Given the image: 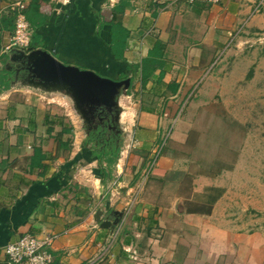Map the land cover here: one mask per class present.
I'll return each mask as SVG.
<instances>
[{
    "label": "crops",
    "instance_id": "0c3cea01",
    "mask_svg": "<svg viewBox=\"0 0 264 264\" xmlns=\"http://www.w3.org/2000/svg\"><path fill=\"white\" fill-rule=\"evenodd\" d=\"M15 1L0 0V19ZM21 1L37 25L38 47L25 54L42 50L64 65L130 80L116 98L128 144L111 165L93 156L87 135L43 102V94L67 91L43 85L24 59H11L18 50L3 51L11 32L0 30L7 82L0 86V264H9L4 247L25 233L56 236L51 264H264L263 217L253 220L245 200L235 212L234 182L220 181L234 179L243 153L218 170L205 171L169 146L153 161L167 131L184 145L197 135L192 120L176 121L180 111L221 95L235 101L231 92L245 79L239 65L252 63L247 49L264 45V0ZM110 21L128 32L124 61L110 53ZM152 51L156 70L141 84V64ZM262 75L259 66L241 86ZM62 127L72 135H60Z\"/></svg>",
    "mask_w": 264,
    "mask_h": 264
},
{
    "label": "rangeland",
    "instance_id": "374dc122",
    "mask_svg": "<svg viewBox=\"0 0 264 264\" xmlns=\"http://www.w3.org/2000/svg\"><path fill=\"white\" fill-rule=\"evenodd\" d=\"M247 50L246 53L252 63H250L251 65L246 63L239 65V74L244 75L245 79H240L239 88H236L238 93L231 92L236 94L235 101L230 100L231 103L227 104L226 95H221L213 98L215 102L211 100L201 109L196 105H191L188 109L180 111L176 121L182 118L192 120V130L195 129L197 135L190 134L184 145V143L172 142L170 139L172 131H167L166 136L158 142L157 147L161 148L160 153L167 146L175 151L190 153L191 162L197 164L196 166H202L205 171L218 170L223 166H228L232 161H236L240 153H243L244 157L240 159L239 164L241 168L234 174V179L230 177L229 180L225 176H221L220 181L225 183L228 181L231 184L234 182L229 196H232L235 201V212L239 210L242 213L243 207L241 206L245 200L251 203V206L246 210L247 213L253 220H256L259 217L264 219V75L252 79L250 87L243 88L241 84L244 81H249L247 75L254 72V69L259 66L264 68V62L253 63L254 59L264 56V45H254ZM230 96L232 98V95ZM71 98V95L64 91L43 94V102L53 108V112H56L63 120L66 119L68 124H71L72 120L77 127L79 136L87 135L93 150L100 149L97 141L102 138L110 140L116 135H119L115 142L120 151L125 149L128 140L125 136L123 137L125 134H122V125L114 120V116H112L109 128L98 126L96 122L89 126L88 121H85L76 112ZM127 101H124V105L131 106ZM230 105L234 108L230 109ZM125 106L120 108L121 114L124 112ZM116 111L120 112L119 109ZM238 121L244 125L242 126ZM231 123L236 125L231 126L233 125ZM244 136L245 139H243ZM256 225L254 221L251 223V227Z\"/></svg>",
    "mask_w": 264,
    "mask_h": 264
},
{
    "label": "water",
    "instance_id": "95a60500",
    "mask_svg": "<svg viewBox=\"0 0 264 264\" xmlns=\"http://www.w3.org/2000/svg\"><path fill=\"white\" fill-rule=\"evenodd\" d=\"M24 59L26 69L33 78L45 86L58 87L66 90L72 97L74 108L85 121L93 119L96 110L113 112L117 121L119 113L116 98L121 90H127L130 80L115 81L101 77L90 70H80L77 67L64 65L42 50H35L25 54L16 51L11 59ZM100 212L97 213V216ZM97 221L99 219L97 218ZM102 226L109 227L110 221L101 222ZM116 224V223H114Z\"/></svg>",
    "mask_w": 264,
    "mask_h": 264
},
{
    "label": "built area",
    "instance_id": "2783aa9c",
    "mask_svg": "<svg viewBox=\"0 0 264 264\" xmlns=\"http://www.w3.org/2000/svg\"><path fill=\"white\" fill-rule=\"evenodd\" d=\"M165 2H203L206 4H218L220 0H158ZM7 12L13 14V31L7 38L3 51L25 50L32 37V28L25 15V6L21 0L10 3L6 7ZM166 139V138H165ZM165 141V140H164ZM164 144V143H163ZM162 144V145H163ZM161 149V148H160ZM157 147L154 156V162L160 153ZM153 162V163H154ZM56 236L49 235L38 237L30 233L21 235L15 242L7 244L3 251L9 264H51L52 256L50 246ZM133 260L137 259L136 252L131 248L126 249Z\"/></svg>",
    "mask_w": 264,
    "mask_h": 264
},
{
    "label": "trees",
    "instance_id": "16d2710c",
    "mask_svg": "<svg viewBox=\"0 0 264 264\" xmlns=\"http://www.w3.org/2000/svg\"><path fill=\"white\" fill-rule=\"evenodd\" d=\"M117 9L114 8V12ZM26 18L28 20V22L30 23V26L32 28H35V26L33 24L32 18L30 17L29 13H25ZM13 14L9 13V16L7 18L6 21H4L3 18L0 19V30L2 29H6L9 32L13 31ZM110 42L108 44L109 46V50L111 55L113 56V58L115 60L118 61H124V57H123V52L124 49L126 47V41L128 38V32L121 26L120 22H113L110 21ZM35 40V36L31 37L29 46L25 49L27 51L30 50H34L38 47V45L36 44ZM41 47V46H39ZM155 56H156V52L152 51L150 53V55L142 62L141 64V73H140V80H141V84H143L145 81H147L152 74L154 73V71L156 70V65H155ZM5 57V56H3ZM3 59V58H2ZM2 72H4V70H2ZM123 78H125L123 76ZM5 76L0 77V86L3 88L7 87V82L5 81ZM61 119V118H60ZM112 133V132H110ZM64 134H71L72 135V128H63L60 132V135H64ZM119 138V135L114 136L112 139H103L98 143V147H100L99 150H93L92 151V155L96 156L98 159L106 162L107 165H111L113 164L118 156H119V146L116 144V139ZM60 147H68L66 144H60ZM102 158V159H101Z\"/></svg>",
    "mask_w": 264,
    "mask_h": 264
},
{
    "label": "flooded vegetation",
    "instance_id": "af4514ba",
    "mask_svg": "<svg viewBox=\"0 0 264 264\" xmlns=\"http://www.w3.org/2000/svg\"><path fill=\"white\" fill-rule=\"evenodd\" d=\"M112 116H113V112L112 113H109L106 111L102 112L101 109H98L93 114L94 119H90L88 122V125L92 126L94 124L93 122H96L98 126L100 125V126L109 128ZM100 141L101 140L97 141V143H99Z\"/></svg>",
    "mask_w": 264,
    "mask_h": 264
}]
</instances>
